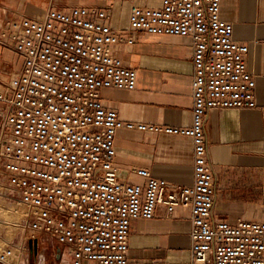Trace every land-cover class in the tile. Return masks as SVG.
Returning a JSON list of instances; mask_svg holds the SVG:
<instances>
[{
  "label": "built area",
  "instance_id": "1",
  "mask_svg": "<svg viewBox=\"0 0 264 264\" xmlns=\"http://www.w3.org/2000/svg\"><path fill=\"white\" fill-rule=\"evenodd\" d=\"M141 1L124 29L108 8L73 7L1 31L0 46L22 66L0 80V189L26 207V240L55 241L70 264H129L133 223L154 219L159 206L169 218L189 211L190 264H264V221L212 219L204 130L211 109L257 107L249 47L234 40L222 0ZM141 34L191 39L189 127L124 122L103 103L105 88H136V71L121 64L117 47L135 45ZM123 129L191 139L194 183L172 184L145 169L136 170L144 185L121 182L115 143Z\"/></svg>",
  "mask_w": 264,
  "mask_h": 264
},
{
  "label": "crops",
  "instance_id": "2",
  "mask_svg": "<svg viewBox=\"0 0 264 264\" xmlns=\"http://www.w3.org/2000/svg\"><path fill=\"white\" fill-rule=\"evenodd\" d=\"M141 0H0V33L11 21L42 18L50 9L108 8L115 27L126 28L130 10ZM221 17L234 28L236 42L249 47L248 68L256 80L257 107L251 110L211 109L204 130L214 175L212 219L264 221V0H222ZM122 65L135 69L134 90L105 88L103 103L124 122L189 127L192 123V41L188 37L141 34L135 45L117 47ZM22 60L0 46V80L17 71ZM3 74L5 76H3ZM119 179L144 185L136 174L145 169L154 178L176 185L194 183L193 142L189 138L120 130L116 136ZM166 217L163 206L150 221L132 225L129 264H190L189 211L178 208ZM65 251L63 257L71 262Z\"/></svg>",
  "mask_w": 264,
  "mask_h": 264
},
{
  "label": "rangeland",
  "instance_id": "3",
  "mask_svg": "<svg viewBox=\"0 0 264 264\" xmlns=\"http://www.w3.org/2000/svg\"><path fill=\"white\" fill-rule=\"evenodd\" d=\"M12 72L8 69L7 79L1 80L7 82ZM26 212L24 205L0 189V264H61L65 251L55 241H40L37 255L31 253L23 230Z\"/></svg>",
  "mask_w": 264,
  "mask_h": 264
},
{
  "label": "water",
  "instance_id": "4",
  "mask_svg": "<svg viewBox=\"0 0 264 264\" xmlns=\"http://www.w3.org/2000/svg\"><path fill=\"white\" fill-rule=\"evenodd\" d=\"M38 244H39V241L38 239H30L29 240V248L31 250V253L36 256L37 253H38Z\"/></svg>",
  "mask_w": 264,
  "mask_h": 264
},
{
  "label": "bare ground",
  "instance_id": "5",
  "mask_svg": "<svg viewBox=\"0 0 264 264\" xmlns=\"http://www.w3.org/2000/svg\"><path fill=\"white\" fill-rule=\"evenodd\" d=\"M61 264H70L69 261L66 259V257H63Z\"/></svg>",
  "mask_w": 264,
  "mask_h": 264
}]
</instances>
